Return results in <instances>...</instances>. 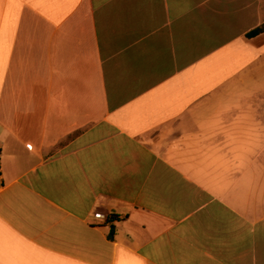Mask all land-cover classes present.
<instances>
[{
	"label": "crops",
	"instance_id": "0c3cea01",
	"mask_svg": "<svg viewBox=\"0 0 264 264\" xmlns=\"http://www.w3.org/2000/svg\"><path fill=\"white\" fill-rule=\"evenodd\" d=\"M263 22L0 0V264H264Z\"/></svg>",
	"mask_w": 264,
	"mask_h": 264
},
{
	"label": "trees",
	"instance_id": "16d2710c",
	"mask_svg": "<svg viewBox=\"0 0 264 264\" xmlns=\"http://www.w3.org/2000/svg\"><path fill=\"white\" fill-rule=\"evenodd\" d=\"M264 32V22L261 23L259 26H257L256 28L252 29L251 31H249L246 35L247 37H254L260 33ZM109 237H112V231H110L109 233Z\"/></svg>",
	"mask_w": 264,
	"mask_h": 264
},
{
	"label": "built area",
	"instance_id": "2783aa9c",
	"mask_svg": "<svg viewBox=\"0 0 264 264\" xmlns=\"http://www.w3.org/2000/svg\"><path fill=\"white\" fill-rule=\"evenodd\" d=\"M94 217L97 218V219H102V220H106L107 219V215L106 214H103L101 212H96L94 214Z\"/></svg>",
	"mask_w": 264,
	"mask_h": 264
}]
</instances>
